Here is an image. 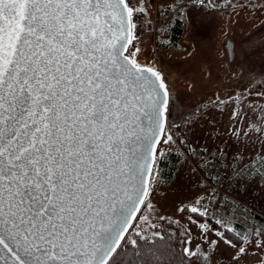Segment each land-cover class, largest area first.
<instances>
[{
	"label": "snow or ice",
	"instance_id": "obj_1",
	"mask_svg": "<svg viewBox=\"0 0 264 264\" xmlns=\"http://www.w3.org/2000/svg\"><path fill=\"white\" fill-rule=\"evenodd\" d=\"M135 11L131 0H0V249L11 264H108L149 195L133 186L147 160L134 166L130 153L144 120L153 131L166 120L169 89L124 55Z\"/></svg>",
	"mask_w": 264,
	"mask_h": 264
},
{
	"label": "rangeland",
	"instance_id": "obj_2",
	"mask_svg": "<svg viewBox=\"0 0 264 264\" xmlns=\"http://www.w3.org/2000/svg\"><path fill=\"white\" fill-rule=\"evenodd\" d=\"M193 1L203 0H133L143 21L128 54L163 75L169 126L186 118L182 141L165 130L157 154L186 145L189 153L169 184L153 170L139 224L151 230L155 217L180 221L190 233L191 264H264V221L256 217H264V0H233L229 8L226 0H209L217 6L211 12L196 9ZM179 11L184 34L163 48L158 39L169 33L162 25ZM226 142L231 168L216 187L191 160L206 163ZM187 207H196L204 219L185 212ZM237 224L244 230L235 242L223 230Z\"/></svg>",
	"mask_w": 264,
	"mask_h": 264
},
{
	"label": "trees",
	"instance_id": "obj_3",
	"mask_svg": "<svg viewBox=\"0 0 264 264\" xmlns=\"http://www.w3.org/2000/svg\"><path fill=\"white\" fill-rule=\"evenodd\" d=\"M232 3L233 0H226L223 6L224 8H229ZM190 5L205 12H211L217 8L209 0L193 1ZM162 29L164 33H169V37L166 39L159 37L158 42L161 47L166 48L169 45L178 44L179 39L184 34V20L181 11L177 12L174 17L164 23ZM137 30L138 26L135 33ZM173 114L174 104L171 116ZM185 122V117L171 121L172 133L179 140L182 138ZM186 149V153L189 154L187 145ZM186 153L182 149L172 148L158 152L154 171L160 175L164 184H169L173 180L180 165L187 158ZM145 205L146 200L132 227L122 241L121 246L118 247L116 253L110 258L108 264H191V256L188 250L185 251L187 249L189 231L180 221L169 216L155 217L151 230L140 227L139 220ZM185 212L201 221L204 219V215L199 211L194 213L187 207ZM256 217L264 221V217L258 214ZM213 225L218 227L219 224L217 225L214 222ZM243 230L244 226L237 224L235 230L224 229L223 235L232 241L238 242L242 238ZM132 241H136V243L133 244Z\"/></svg>",
	"mask_w": 264,
	"mask_h": 264
},
{
	"label": "water",
	"instance_id": "obj_4",
	"mask_svg": "<svg viewBox=\"0 0 264 264\" xmlns=\"http://www.w3.org/2000/svg\"><path fill=\"white\" fill-rule=\"evenodd\" d=\"M129 46L130 45L127 46V50L124 52V55H129L128 54ZM228 48L230 49V55H231V42L228 43ZM141 66L150 67L154 71H158L152 66H148V65H141ZM158 72L161 73L160 71H158ZM145 75L151 77L150 73L145 72ZM152 79H155V78L152 77ZM160 91H161V93L163 92L162 89ZM167 99H168V102L170 103V92H169V95H168ZM164 116L167 119V113H164ZM149 124H150V122L148 120H144L143 123L141 124V127L143 128V131L140 133L141 139L137 143L133 144V149H135V151L130 153V158L132 159V162H133L134 166H136V161H137V159L140 158L141 155L144 156L145 159L147 160L148 172H147L146 176L144 177V181H145L144 185H141L140 178L138 176H136L135 173H133V177H134L133 186H134V188H141V189L143 187H146L148 189V191H149V188H150L151 177H152V173H153L155 162H156L157 150H158V147H159V145L161 143L163 135L165 133L164 128H165L166 120H162L161 124L159 126H153L155 128V131H153L149 127ZM145 139H147L149 141L148 144H144L143 143V141ZM153 139L156 140V141H159V143H152ZM150 149H151V151H154L156 153V155L154 157V160H153V157L151 155ZM138 170H140V171L145 170L144 160L140 161V165H139V169ZM130 190L133 191V198H135L134 190L133 189H130ZM146 197L143 198L144 202L146 200ZM143 204H138L136 206L137 210L131 214L133 219L129 221V227L127 228V231L125 233L124 238L126 237L127 233L129 232L130 228L132 227L134 221L136 220V218H137V216H138ZM121 243H122V241H121ZM5 255H8V257H9L8 264H11V256H10V254H7L6 250L0 249V257H3ZM20 255L23 256L24 254L20 253ZM0 264H5V261L3 259H0Z\"/></svg>",
	"mask_w": 264,
	"mask_h": 264
},
{
	"label": "built area",
	"instance_id": "obj_5",
	"mask_svg": "<svg viewBox=\"0 0 264 264\" xmlns=\"http://www.w3.org/2000/svg\"><path fill=\"white\" fill-rule=\"evenodd\" d=\"M131 2L133 6V0H131ZM156 19L157 17H155V20ZM134 20L138 26L139 23L143 21V17L140 15L139 12L135 11ZM168 113L169 112H167V119H166L164 131L166 130L169 133H171V135L174 136V134L171 132L172 131L171 126H169ZM182 139L180 141H182ZM181 149L186 153L184 147L181 146ZM229 153H230V146L228 145V142H226L221 146L220 153L216 157H213L211 160L207 161L204 164L197 165L193 160H191V163L193 164L194 168H196L197 172L201 175V178L203 180H206L211 184H215L216 187H218L220 185V181L227 174V172L230 171L231 168V162H230L231 155ZM186 156L189 157L187 153Z\"/></svg>",
	"mask_w": 264,
	"mask_h": 264
},
{
	"label": "crops",
	"instance_id": "obj_6",
	"mask_svg": "<svg viewBox=\"0 0 264 264\" xmlns=\"http://www.w3.org/2000/svg\"><path fill=\"white\" fill-rule=\"evenodd\" d=\"M142 1H143V0H142ZM137 3H138V1H137ZM137 3H136V4H137ZM134 4H135V1H134ZM138 4H139V3H138ZM135 6H136V5H135ZM135 6H134V7H135ZM137 6H138V5H137ZM136 8H137V7H136ZM140 11H141V10H140Z\"/></svg>",
	"mask_w": 264,
	"mask_h": 264
}]
</instances>
